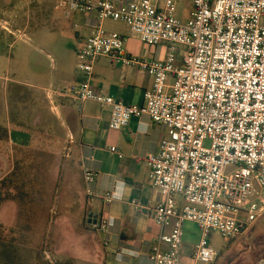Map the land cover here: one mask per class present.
Wrapping results in <instances>:
<instances>
[{
	"label": "built area",
	"instance_id": "1",
	"mask_svg": "<svg viewBox=\"0 0 264 264\" xmlns=\"http://www.w3.org/2000/svg\"><path fill=\"white\" fill-rule=\"evenodd\" d=\"M56 1L72 12L97 10L98 15L95 33L78 51L84 80L49 87L48 100L54 106L56 97L67 96L110 108L112 131L144 116L163 126L161 149L149 159L151 183L161 192L151 212L160 233L150 262L182 264L184 226L194 223L201 237L192 264H217L214 232L232 242L264 218V0H191L186 22L176 15L181 0ZM107 20L125 23L145 45L167 46L166 59L126 55V38L108 33ZM0 25L16 35L4 21ZM100 58L136 66L152 77L143 106L126 105L93 89ZM111 152L123 158L117 147ZM84 180L88 195L94 196L96 174L88 170ZM104 200L111 204L114 194ZM95 227L107 232L108 219Z\"/></svg>",
	"mask_w": 264,
	"mask_h": 264
},
{
	"label": "rangeland",
	"instance_id": "2",
	"mask_svg": "<svg viewBox=\"0 0 264 264\" xmlns=\"http://www.w3.org/2000/svg\"><path fill=\"white\" fill-rule=\"evenodd\" d=\"M192 10L191 0H181L176 15L186 22ZM3 21L17 36L0 25V128L9 132L8 139L0 140V181L21 161L28 195L1 205L0 224L25 231V264H96L101 258L99 231L71 162L70 132L46 93L63 60L78 56L80 18L70 20L47 0H0ZM105 29L129 41L125 23L107 20ZM0 191L5 192L1 184ZM184 231L182 264H192L200 229L186 223ZM251 234L264 235V218ZM247 237L230 242L214 232L211 243L222 253L217 264H264L263 249L252 251Z\"/></svg>",
	"mask_w": 264,
	"mask_h": 264
},
{
	"label": "crops",
	"instance_id": "3",
	"mask_svg": "<svg viewBox=\"0 0 264 264\" xmlns=\"http://www.w3.org/2000/svg\"><path fill=\"white\" fill-rule=\"evenodd\" d=\"M47 1L64 9L70 20L77 16L80 18L81 26L76 32L79 51L96 31L97 10L84 15L60 6L56 0ZM92 1L97 3L99 0ZM113 1L119 5L130 0ZM125 36L129 38L124 47L126 55L144 60L166 59L167 46L145 45L132 32ZM57 72L50 87L84 80V75L78 70V56L63 60ZM91 84L96 92H103L116 101L143 106L145 93L152 88L153 79L136 66H123L112 59L100 58L94 65ZM53 110L70 132L71 162L78 172L87 210L98 215V220L108 219L107 232L98 233L101 258L96 264H151L150 253L160 233L151 212L160 203L161 192L151 183L149 159L159 153L166 136L165 128L144 116L133 118L121 131H112L109 129L110 108L67 96L56 97ZM112 147H117L123 154L122 159L111 152ZM88 170L97 176L94 196L87 193L84 173ZM107 193L114 194V201L109 205L104 200ZM186 239L185 234L183 250Z\"/></svg>",
	"mask_w": 264,
	"mask_h": 264
},
{
	"label": "trees",
	"instance_id": "4",
	"mask_svg": "<svg viewBox=\"0 0 264 264\" xmlns=\"http://www.w3.org/2000/svg\"><path fill=\"white\" fill-rule=\"evenodd\" d=\"M0 132V140L8 139L9 132L7 129L0 128ZM20 168L21 161L17 160L13 171L0 181L1 187L5 189L4 193L0 191V207L7 201H15L18 199L23 201L25 196L28 195V193L25 192V181H22ZM17 178H19V184L17 183ZM24 235V230L19 232H17L16 229L6 230V228L0 224V264H25L23 258L25 251L24 241L21 240ZM67 264L73 263L68 262Z\"/></svg>",
	"mask_w": 264,
	"mask_h": 264
},
{
	"label": "flooded vegetation",
	"instance_id": "5",
	"mask_svg": "<svg viewBox=\"0 0 264 264\" xmlns=\"http://www.w3.org/2000/svg\"><path fill=\"white\" fill-rule=\"evenodd\" d=\"M249 238L252 239L251 248H250V249H252V251L254 248H260V249H263L261 251H264V235L253 237V235L250 233V234H248L247 239H249Z\"/></svg>",
	"mask_w": 264,
	"mask_h": 264
},
{
	"label": "water",
	"instance_id": "6",
	"mask_svg": "<svg viewBox=\"0 0 264 264\" xmlns=\"http://www.w3.org/2000/svg\"><path fill=\"white\" fill-rule=\"evenodd\" d=\"M92 217L94 218V224H96L98 221V215H96V214L94 215V214L90 213V218H92Z\"/></svg>",
	"mask_w": 264,
	"mask_h": 264
}]
</instances>
